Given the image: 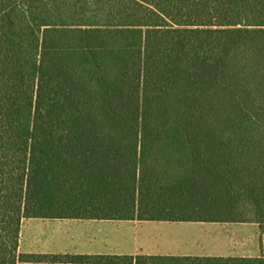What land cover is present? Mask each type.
Here are the masks:
<instances>
[{"label": "trees", "instance_id": "obj_1", "mask_svg": "<svg viewBox=\"0 0 264 264\" xmlns=\"http://www.w3.org/2000/svg\"><path fill=\"white\" fill-rule=\"evenodd\" d=\"M264 225V0H0V264L23 219Z\"/></svg>", "mask_w": 264, "mask_h": 264}, {"label": "crops", "instance_id": "obj_2", "mask_svg": "<svg viewBox=\"0 0 264 264\" xmlns=\"http://www.w3.org/2000/svg\"><path fill=\"white\" fill-rule=\"evenodd\" d=\"M258 225L262 226L253 222L28 218L21 224L19 253L167 258L163 264H264V228ZM19 264L96 263L45 259Z\"/></svg>", "mask_w": 264, "mask_h": 264}, {"label": "rangeland", "instance_id": "obj_3", "mask_svg": "<svg viewBox=\"0 0 264 264\" xmlns=\"http://www.w3.org/2000/svg\"><path fill=\"white\" fill-rule=\"evenodd\" d=\"M252 226H253V227H257V226H254V225H252ZM258 227H261L262 229L264 228V226H259V225H258Z\"/></svg>", "mask_w": 264, "mask_h": 264}]
</instances>
